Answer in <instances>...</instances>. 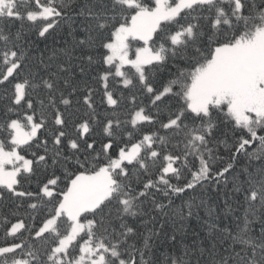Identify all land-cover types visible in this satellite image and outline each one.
<instances>
[{"label":"snow or ice","instance_id":"obj_1","mask_svg":"<svg viewBox=\"0 0 264 264\" xmlns=\"http://www.w3.org/2000/svg\"><path fill=\"white\" fill-rule=\"evenodd\" d=\"M0 264H264V0H0Z\"/></svg>","mask_w":264,"mask_h":264},{"label":"trees","instance_id":"obj_2","mask_svg":"<svg viewBox=\"0 0 264 264\" xmlns=\"http://www.w3.org/2000/svg\"><path fill=\"white\" fill-rule=\"evenodd\" d=\"M14 30H15V28H13V31ZM32 39H35V37H32ZM66 39L70 40V37L67 36L66 32L58 33L55 37L50 38L46 43H43V42L38 43L37 47L40 50H44L45 48H47L50 51L54 47H62L63 41ZM212 196H213L214 200L210 201V203H212L213 205L218 203L219 208H217V211L222 212V210L224 208L223 200L222 199L216 200L215 199L216 193H212ZM200 215H201V217H204V212L201 211ZM227 222L231 224L232 223L231 218H229V220ZM188 223H189V232H188L187 237L185 238L187 242L190 243L193 239H198V237L194 236L193 230H195L196 232H200L201 236L205 235V233L202 230L201 222L197 221L194 218L193 220H191ZM254 227H255L256 231L259 232V225L257 224Z\"/></svg>","mask_w":264,"mask_h":264}]
</instances>
